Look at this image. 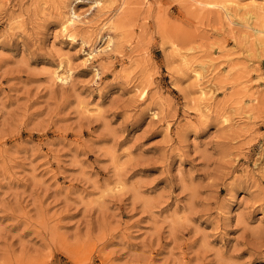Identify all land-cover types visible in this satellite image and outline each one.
I'll use <instances>...</instances> for the list:
<instances>
[{"label": "clouds", "instance_id": "clouds-1", "mask_svg": "<svg viewBox=\"0 0 264 264\" xmlns=\"http://www.w3.org/2000/svg\"><path fill=\"white\" fill-rule=\"evenodd\" d=\"M0 264H264V0H0Z\"/></svg>", "mask_w": 264, "mask_h": 264}]
</instances>
